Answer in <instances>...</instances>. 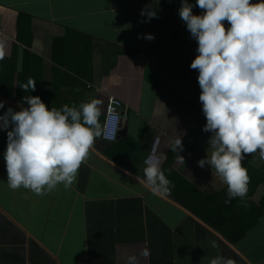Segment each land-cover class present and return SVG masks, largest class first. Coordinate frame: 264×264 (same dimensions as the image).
<instances>
[{"label": "crops", "instance_id": "1", "mask_svg": "<svg viewBox=\"0 0 264 264\" xmlns=\"http://www.w3.org/2000/svg\"><path fill=\"white\" fill-rule=\"evenodd\" d=\"M150 3L158 18L142 22ZM180 7L181 0H0V114L20 110L26 95L57 109L97 100L102 129L110 95L128 108L125 133L115 142L97 138L72 186L43 196L8 187L0 130V264H126L129 255L138 264H208L217 253L233 264H264V215L232 242L188 207L196 193L226 186L198 166L211 133L202 130L198 71L190 67L197 43ZM147 33L155 39L138 38ZM29 80L36 87L25 92ZM181 137L179 154L171 147ZM145 162L172 182L167 194L144 186ZM262 162L245 166L249 176ZM262 197L264 182L248 198Z\"/></svg>", "mask_w": 264, "mask_h": 264}, {"label": "clouds", "instance_id": "2", "mask_svg": "<svg viewBox=\"0 0 264 264\" xmlns=\"http://www.w3.org/2000/svg\"><path fill=\"white\" fill-rule=\"evenodd\" d=\"M194 7L203 11L196 14ZM141 16L142 22H150L158 18L157 8L150 3ZM179 17L197 43L198 54L190 67L198 71L199 101L206 119L202 130L211 133L207 155L198 166H210L213 181L227 187L225 204L243 200L250 182L244 158L258 152L264 161V0H195V4L181 0ZM138 38L155 36L138 34ZM20 87L32 92L36 81ZM5 103L0 101V109ZM20 104V110L9 107L0 114V130L7 133L8 187H23L40 196L60 184L69 189L96 139H110L101 129L99 101L57 109L49 108L38 95H26ZM183 147L181 137L171 150L180 154ZM145 163L144 186L155 195L167 194L173 185L165 172L158 163ZM210 247L217 248L216 242L210 241ZM140 255L150 253L144 249ZM126 264H138V257L129 255ZM208 264L233 262L217 253Z\"/></svg>", "mask_w": 264, "mask_h": 264}, {"label": "trees", "instance_id": "3", "mask_svg": "<svg viewBox=\"0 0 264 264\" xmlns=\"http://www.w3.org/2000/svg\"><path fill=\"white\" fill-rule=\"evenodd\" d=\"M256 157L258 158V152L248 154L244 158L243 166L245 167L250 164L251 160ZM249 177L248 193L243 200L236 198L233 199L230 204H225V200L227 199L226 187L223 192L214 196H205L201 192V194L196 193L197 195L193 197L194 205L188 204V207L192 208L199 218L220 231L228 240L237 242L242 239L246 235L248 229L254 226L258 222V219L264 215V197L259 201V204L252 202L248 198L256 187L264 182V161L259 167L254 168ZM252 213L255 219L251 221L250 218ZM235 219L239 220L238 223H244L249 220V225L247 227H235V225L233 226Z\"/></svg>", "mask_w": 264, "mask_h": 264}, {"label": "built area", "instance_id": "4", "mask_svg": "<svg viewBox=\"0 0 264 264\" xmlns=\"http://www.w3.org/2000/svg\"><path fill=\"white\" fill-rule=\"evenodd\" d=\"M127 110V105L121 98L109 96L102 132H106L110 139L102 136L105 141L115 142L119 138Z\"/></svg>", "mask_w": 264, "mask_h": 264}, {"label": "water", "instance_id": "5", "mask_svg": "<svg viewBox=\"0 0 264 264\" xmlns=\"http://www.w3.org/2000/svg\"><path fill=\"white\" fill-rule=\"evenodd\" d=\"M126 124H127V122H126V120H124L123 123H122L123 126H122V129H121L120 135L125 133V131H126Z\"/></svg>", "mask_w": 264, "mask_h": 264}]
</instances>
